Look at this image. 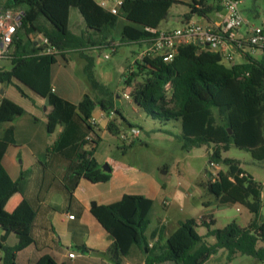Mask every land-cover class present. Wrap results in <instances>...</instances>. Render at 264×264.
<instances>
[{
    "label": "trees",
    "instance_id": "1",
    "mask_svg": "<svg viewBox=\"0 0 264 264\" xmlns=\"http://www.w3.org/2000/svg\"><path fill=\"white\" fill-rule=\"evenodd\" d=\"M175 3L179 0H121L114 15L94 0H5L7 9H24L12 38L11 45L15 50L11 56V69H0V82L16 87L21 95L23 92L19 86H24L47 100L51 107L46 115L47 133H52L59 124L67 127L73 119L79 118L87 133L91 134L90 143L96 146L100 139L93 134V126L89 123L96 106L106 115L114 112L115 119L108 121L106 128L112 136H119L122 130L141 128L123 116L113 93L96 81L93 59L86 52L109 48L111 40L108 41L107 33L118 25L120 19L126 22L120 32V44L127 42L141 46V41L158 34L159 24ZM188 7L187 19L191 16L205 18L221 8L206 4V0H192ZM70 8L78 10L89 36L74 35L68 30ZM21 33L25 38L20 36ZM35 33L46 38L56 53L40 54L44 45H37L29 39V35ZM68 53H78L84 60L83 73L88 89L96 94L94 99L85 94L74 105L51 92L50 68L58 59L65 61ZM134 65L137 71L146 72V77L129 93L133 105L161 125L179 122L177 135L166 129L158 131L175 136L183 150L211 145L208 164H222L225 170L219 171L215 180L207 183L206 190L217 203L242 205L252 217L244 228L232 222L220 229L210 228L214 223L211 216L204 215L199 222L186 219L179 222L162 246L149 247V240L162 232L160 227L146 236L152 200L141 195H123L119 201L104 207L111 244L102 255L113 264H121L122 257L136 247L145 256L144 264H204L210 256L224 250L227 262L239 254L263 263L261 185L242 170L239 161L222 158V153L235 147L249 153L253 161L264 162V56L256 58L243 54L241 62L228 65L217 53L204 50L197 44H187L178 47L169 63L156 58L145 59L142 63L136 61ZM137 76L138 73L132 72L125 80L127 89ZM23 112L18 104L0 98V129ZM12 143L13 131L9 128L0 136V207L18 185L17 182H7L1 166L4 153ZM91 157L92 150L78 154L75 164L71 165V178L79 180L83 177L92 183L107 182L111 173H102ZM67 190L71 195L72 189ZM34 218L32 210L17 218L0 216V264H16L17 253L33 243ZM198 226L207 229L205 235L197 233ZM10 233L18 237L12 246L6 244ZM208 237L214 238V244H207L205 239ZM78 248L82 252L88 251L85 247ZM36 264L57 263L46 254Z\"/></svg>",
    "mask_w": 264,
    "mask_h": 264
},
{
    "label": "crops",
    "instance_id": "2",
    "mask_svg": "<svg viewBox=\"0 0 264 264\" xmlns=\"http://www.w3.org/2000/svg\"><path fill=\"white\" fill-rule=\"evenodd\" d=\"M206 4L210 5L207 1ZM0 6L5 7V0H0ZM216 6L219 7L218 4L213 7ZM112 7L114 6L112 5L110 8ZM23 9L24 7H20L12 10L21 12ZM71 11L72 8L69 9L68 14V30L74 35L89 36L90 32L86 29L80 14V19L76 17L75 24L72 29L70 28ZM223 18L224 11L220 8L202 20L206 24L218 26ZM197 19V17L195 19V16H191L186 22L181 20L179 28L188 21ZM122 20L120 19L118 24ZM125 24L126 22L122 26ZM117 28L118 25L108 31V41L111 40L116 43L114 30ZM243 33L244 30L240 32L241 35ZM41 36L37 33L30 34L29 39L39 45ZM93 37L95 38V36ZM119 39L121 40V36ZM124 44L132 45L127 42ZM14 50V46L10 45L7 52L0 57L1 70L8 71L11 69V56ZM68 54L70 56L65 58V61L58 59L56 62L62 66H60L61 68H67L65 73L62 72L63 69H59L54 74L53 67L56 64L50 68L52 93L74 105H77L85 94L94 99L96 94L73 75L69 63L72 57L71 53ZM81 60L83 61V59ZM238 60L241 62L240 58ZM83 67L84 65L81 67L82 71ZM0 89L3 90V95H0V98L5 97L18 104L14 100L15 98H10L7 95L8 85L1 83ZM26 90L30 96L24 91H22L23 95L19 93V96L21 99L28 100L31 105L23 108L18 104L23 109V114L0 129V136L9 128L13 131L14 143L7 147L1 160V166L6 174L7 182H17L18 184L17 190L2 201L0 216L17 218L30 210L35 213L31 229L33 243L17 253L16 264H36L37 260L46 254L50 255L57 264H113L102 255L111 244L106 228L108 217L104 207L119 201L123 195H141L152 200V212L154 199L167 187L164 184L156 183L154 179H145V175L132 171V168L125 165L121 160L111 159L110 150L109 152L101 150L104 144L110 148L114 136L107 131L108 119L105 118L106 114L98 106L92 111V117L96 121L95 126H93V134L99 136L100 139L99 143L94 146L86 139L91 134L87 133L79 118L73 119L67 127L59 124L52 133H47L46 115L50 112L51 107L45 98L39 97L29 89ZM113 95L116 106L120 107L123 116L126 118L121 97L117 98L114 93ZM127 101L137 119L144 121V113L134 107L130 100ZM41 108H43V112H37ZM91 150V158L98 166L104 163L110 166L111 177L107 182L92 183L83 177L79 180L71 178V165L75 164L78 154ZM213 180L210 179V181ZM67 188L72 189L71 195ZM261 199L263 205L262 193ZM201 204L204 207L201 212L202 216H211L213 221L212 209L228 205L219 204L210 199L203 200ZM162 206H167V202L163 201ZM68 215H72L74 218L69 219ZM251 217L252 215L247 220L248 223ZM179 222L181 220L168 215L155 218L154 224L149 223L146 236L151 235L160 227H162V232L156 235L154 239L149 240V247L156 244L162 246L177 229ZM198 234L205 235V233ZM17 241L18 237L10 233L6 244L12 246ZM78 247H85L88 251L82 252ZM69 253H74V258H69ZM225 259L226 251L219 250L210 256L204 264H264V262L259 263L254 259L251 261L248 257L239 254H236L230 262ZM144 260V254L136 247H132L129 253L122 257L121 264H144Z\"/></svg>",
    "mask_w": 264,
    "mask_h": 264
},
{
    "label": "rangeland",
    "instance_id": "3",
    "mask_svg": "<svg viewBox=\"0 0 264 264\" xmlns=\"http://www.w3.org/2000/svg\"><path fill=\"white\" fill-rule=\"evenodd\" d=\"M100 1L94 0L98 6H100ZM116 1L105 0L107 8L109 9L112 5L115 6ZM206 1L212 6L218 4L215 0ZM191 2L192 0H180L179 3L173 4L168 11L166 19L159 24L157 30L159 32H168L179 28L181 20L183 22L188 20L186 15L189 13L188 6ZM238 7L242 18L250 25L259 26L264 22V0H240ZM76 17H79V12L77 9L72 8L70 12L71 29L75 24ZM123 23H125L124 20L120 21L118 28L114 30L115 44L117 45L114 53H111L109 48L104 47L100 50L91 49L89 52L87 51V55L93 59V74L96 81L114 93L117 98L121 97L126 119L132 124L142 125V129L137 128L139 130L137 137H133L129 131L122 130L119 136L113 137L110 148L107 144H104L101 150L104 152H109L110 150L111 159L121 160L125 165L130 166L132 171L145 175V179H154L156 183L166 185V190L160 192L154 199L153 211L149 216L151 224L155 223V218H162L164 215L173 216L181 221L190 218L199 221L203 215L201 212L204 209L201 202L207 199L215 201L213 195L206 190L205 186L210 179H215L216 174L220 170L224 171L225 167L222 164H208V154L213 148L211 145L186 151L181 148V143L175 136L158 131L160 128L166 129L177 135L180 131L179 122L172 121L164 126L146 116L143 118L144 121H141L131 111L128 101L123 98L122 94H129L134 87L142 83L145 80L146 72L137 71L133 66L134 60L141 51V46L120 44L119 32ZM20 36L25 38L23 33ZM110 43L111 45L114 44L113 41H110ZM104 55H108L109 58L104 59ZM65 56V58H68L70 55L67 54ZM261 56H264V53L254 54L256 58ZM71 57L69 63L73 75L88 88L86 77L81 69L82 65L85 64L84 60H81L78 53H71ZM235 61L239 62L238 59ZM60 66L56 64L53 67L54 74L59 69H63L62 72L64 73L67 71V68H61L62 66ZM132 72L138 73V76L131 80L130 87L127 89L124 82ZM20 87L22 91L28 94L27 88L24 86ZM7 95L10 98H15L14 100L23 108L31 105L28 100L20 98L19 91L14 86H8ZM28 96L30 95L28 94ZM130 101L133 105L131 99ZM37 112H43V108L37 110ZM116 122H118V119ZM120 135H125L126 139L123 140ZM132 142L133 145H131ZM120 146L124 147L121 148ZM222 158H231L239 161L240 167L246 174H249L258 184H263L264 162L253 161L249 153L235 147H231L227 152L222 153ZM163 171H166L167 174H163ZM261 193L264 199V184L261 185ZM163 201L167 202V206H162ZM211 214L214 218V223L210 226L211 229H220L232 222L244 228L251 216L247 208L239 204L214 207ZM260 216L264 218V202ZM196 231L198 233H206L207 229L198 226ZM205 240L209 245L215 242L213 237H208ZM248 259L254 261L251 257H248Z\"/></svg>",
    "mask_w": 264,
    "mask_h": 264
},
{
    "label": "built area",
    "instance_id": "4",
    "mask_svg": "<svg viewBox=\"0 0 264 264\" xmlns=\"http://www.w3.org/2000/svg\"><path fill=\"white\" fill-rule=\"evenodd\" d=\"M224 11V18L218 26L206 24L202 18L194 21H188L184 26L168 32H159L150 39L141 41V51L139 52L134 63H142L145 59L159 58L165 63L171 62L177 49L181 45L197 44L200 48L217 53L222 62L233 65L235 60H242L243 54L254 56L256 53H264V22L259 26L250 25L242 18L239 11L240 0H215ZM100 7L116 15L117 9L121 5V0L116 1V5L107 8L104 0L100 1ZM21 12L7 9L0 6V57L3 56L12 43V38L16 32ZM244 30L241 35L240 32ZM155 32L154 30H150ZM44 45L40 54H54L55 49L48 45V40L44 37L40 39V44ZM117 45H110L111 53L116 51ZM108 59V55L103 56ZM133 63V66H135ZM53 90H51L52 92ZM123 98L130 100L128 93L122 94ZM108 121L115 119V114L110 111L109 115H105ZM95 119L90 118L89 123L95 126ZM129 132L133 137H137L139 130L130 129ZM125 140V135H120ZM87 140L90 138L87 137ZM213 165V164H210ZM216 178V176H215ZM215 180V179H214ZM213 180V181H214ZM69 219H73L72 215H68ZM74 253H69V258H74Z\"/></svg>",
    "mask_w": 264,
    "mask_h": 264
},
{
    "label": "water",
    "instance_id": "5",
    "mask_svg": "<svg viewBox=\"0 0 264 264\" xmlns=\"http://www.w3.org/2000/svg\"><path fill=\"white\" fill-rule=\"evenodd\" d=\"M0 85H1V82H0ZM0 95H3V90L0 89ZM118 104V103H117ZM230 133V131H229ZM99 169L101 170L102 173H105V174H110L111 173V168L108 164L104 163L102 165L99 166ZM163 174L166 173V171H163L162 172Z\"/></svg>",
    "mask_w": 264,
    "mask_h": 264
}]
</instances>
